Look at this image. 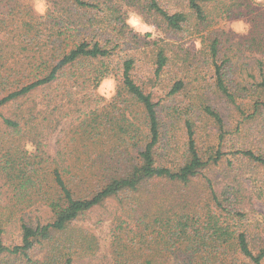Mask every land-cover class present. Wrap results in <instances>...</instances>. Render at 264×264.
I'll list each match as a JSON object with an SVG mask.
<instances>
[{"label": "trees", "instance_id": "1", "mask_svg": "<svg viewBox=\"0 0 264 264\" xmlns=\"http://www.w3.org/2000/svg\"><path fill=\"white\" fill-rule=\"evenodd\" d=\"M26 1L0 0V179L13 187L14 208L20 206L16 211L43 206L51 220L31 223L20 217V242L5 244L3 224L9 217L1 212L0 256L21 257L25 264H83L79 261L94 254L99 244L93 234L74 230L73 224L116 199L121 214L112 231L109 264H170L173 258H183V264H264V221H246L205 174L222 164L223 142L217 148L199 145L196 121L186 116L182 158L176 166L169 165L171 131L160 115L161 100L146 89L159 87L163 74L179 58L168 44L130 29L110 4L115 0H49L41 14ZM118 1L139 6L173 33L193 25L203 38L199 30H206L213 19L208 8L213 0H184L186 10L173 11L161 0ZM208 46L213 81L197 72L195 78L207 82L196 91L197 104L187 103L185 111L192 114L196 108L205 114L222 140L226 118L210 103L211 93L219 95L243 120L261 119L257 136L264 143V57L257 58V73L248 74L249 90L235 83L230 58L219 62V38ZM253 50L264 55V39ZM147 51L154 76L145 82L136 72ZM191 54L185 53L178 68L192 67ZM189 74L165 85L169 96L188 91ZM108 77L116 79L117 90L103 104L95 90ZM77 97L94 99L99 107L72 129L75 157L56 158L45 148V129L55 123L54 130L61 121L43 111L59 110ZM11 104L20 109L15 118L3 111ZM235 154L264 173V153L246 147ZM201 176L212 196L210 204L189 207L186 187ZM236 217L242 220L240 226ZM43 247L47 248L42 257H33Z\"/></svg>", "mask_w": 264, "mask_h": 264}, {"label": "rangeland", "instance_id": "2", "mask_svg": "<svg viewBox=\"0 0 264 264\" xmlns=\"http://www.w3.org/2000/svg\"><path fill=\"white\" fill-rule=\"evenodd\" d=\"M26 2L36 14L44 13L49 7V0H27ZM161 3L171 11L186 10L184 0H161ZM110 4L116 6L119 15L129 25L130 29L139 33L141 37L150 34L149 39L164 41L168 44L171 52H174V56L179 57L163 74L161 83L163 85L160 84L159 87L146 86L148 91L154 92L156 100H161L160 115L171 131L169 138L172 139L173 151L172 149L168 150L169 165L176 166L182 158L187 142L184 120L188 116L196 121L197 142L199 145L207 148L209 144H213L217 148L218 143L223 142L220 146L222 151L225 152L222 164L215 166L212 170L205 171V174L213 179L218 195L222 199L230 198V202L235 204L234 207L245 214L244 219L246 221L252 223L256 221L263 222L264 173L254 163L237 159L238 155L235 154L239 148L246 147L264 153V143H261V139L257 136L262 128L256 127L257 124L262 123L261 119L243 120L230 104H227L219 95L211 93L210 103L220 108L227 123V133L220 140L218 130L212 120L196 108V111L192 114L191 111H185V105L187 103L197 104L200 95L196 94V91L200 90V85L202 86L207 82L195 78L197 72H201L207 78L210 77L213 81L214 67H212V64L209 65L210 49L208 45L215 37L220 40L219 62H222L225 58H230L235 83L237 81L242 82L243 85L247 86V89H251L252 79L248 77V74L257 73V58L264 57L263 54L253 50L264 39V0H213L208 5L213 14V19H210L211 24L207 29L200 27L206 30H199L200 34L204 32L203 38L199 36L196 27L193 25L186 32L173 33L166 28L163 22H158L159 20L155 16L142 13L139 6H131L118 0ZM254 41L255 45H253ZM141 50L142 48L139 49V51ZM187 51L192 52L189 56L192 67L178 68L183 63L182 58ZM153 64L152 54L147 51V55H142L140 68L136 72L140 80L147 82L150 77L154 76L152 73ZM187 72H190L189 76L192 80L188 91L176 97L169 96L165 85L170 81L173 83L176 78L182 77ZM116 90V79L113 77L105 78L95 90L98 97L96 99L104 104L114 96ZM28 104L31 105L32 102ZM174 106H177L178 110H174ZM18 107L16 104L5 106L3 108L4 114L15 118L20 113ZM95 107H99V105L94 99L77 97L76 102H69L65 106L62 104L59 110L52 111L54 109L50 107L47 111H43V115L49 116L50 119L54 117L57 120L56 122L61 121L54 130L51 128L55 123L46 127L47 146L45 148L56 158L71 160L72 157H75L74 147L70 143L72 129ZM43 125L46 124L43 123ZM228 160H232L233 165H230ZM185 194L188 196L189 207L200 205L206 208L212 197L202 176L186 187ZM15 205L13 187L5 179H0V213L2 212L3 216L9 217L3 224L5 244L20 242V217L31 223H45L51 220L50 214L43 206H34L23 212H18L16 209L20 206L14 208ZM14 211H16L15 214ZM120 214L118 201L110 199L103 205L86 212L73 224L74 230L86 229L93 234L99 244L94 254L84 256L85 259L80 260L79 263H110L112 259V231ZM228 220L233 223L231 218ZM239 222L241 223L242 220L237 218L235 221L236 226H240ZM256 232L254 231V234ZM46 248H38L33 257L41 258L42 254L46 252ZM25 262V259L21 257L0 256V264H25ZM169 262H171L170 264H183L184 259L173 258Z\"/></svg>", "mask_w": 264, "mask_h": 264}]
</instances>
